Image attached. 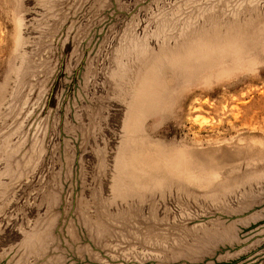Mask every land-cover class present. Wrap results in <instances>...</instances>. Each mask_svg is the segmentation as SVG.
Returning a JSON list of instances; mask_svg holds the SVG:
<instances>
[{"label":"rangeland","instance_id":"1","mask_svg":"<svg viewBox=\"0 0 264 264\" xmlns=\"http://www.w3.org/2000/svg\"><path fill=\"white\" fill-rule=\"evenodd\" d=\"M0 264H264V0H0Z\"/></svg>","mask_w":264,"mask_h":264},{"label":"bare ground","instance_id":"2","mask_svg":"<svg viewBox=\"0 0 264 264\" xmlns=\"http://www.w3.org/2000/svg\"><path fill=\"white\" fill-rule=\"evenodd\" d=\"M204 119V118H203Z\"/></svg>","mask_w":264,"mask_h":264}]
</instances>
